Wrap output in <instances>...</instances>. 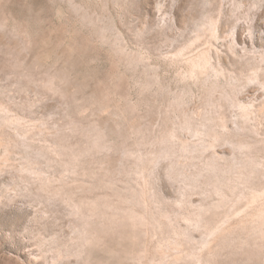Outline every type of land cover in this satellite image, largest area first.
Instances as JSON below:
<instances>
[{
    "label": "rangeland",
    "instance_id": "rangeland-1",
    "mask_svg": "<svg viewBox=\"0 0 264 264\" xmlns=\"http://www.w3.org/2000/svg\"><path fill=\"white\" fill-rule=\"evenodd\" d=\"M0 264H264V0H0Z\"/></svg>",
    "mask_w": 264,
    "mask_h": 264
},
{
    "label": "bare ground",
    "instance_id": "bare-ground-1",
    "mask_svg": "<svg viewBox=\"0 0 264 264\" xmlns=\"http://www.w3.org/2000/svg\"><path fill=\"white\" fill-rule=\"evenodd\" d=\"M204 60V59H203ZM206 61H208V60H206ZM205 62V60L203 61V63ZM202 63L200 62V61H198L197 60V62H194V64H193V66L196 68V67H199L200 66V68L202 67ZM203 68H204V66H203ZM206 68V67H205ZM193 70V69H192ZM195 70V69H194ZM197 70H200V69H197ZM201 70H203V69H201ZM254 221V220H253Z\"/></svg>",
    "mask_w": 264,
    "mask_h": 264
}]
</instances>
